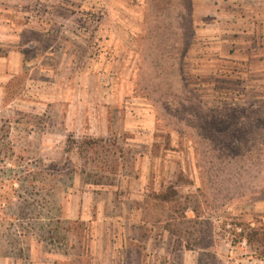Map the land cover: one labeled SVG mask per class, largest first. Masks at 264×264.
Returning a JSON list of instances; mask_svg holds the SVG:
<instances>
[{"label":"rangeland","instance_id":"1","mask_svg":"<svg viewBox=\"0 0 264 264\" xmlns=\"http://www.w3.org/2000/svg\"><path fill=\"white\" fill-rule=\"evenodd\" d=\"M208 7L0 0V264H264V44Z\"/></svg>","mask_w":264,"mask_h":264},{"label":"crops","instance_id":"2","mask_svg":"<svg viewBox=\"0 0 264 264\" xmlns=\"http://www.w3.org/2000/svg\"><path fill=\"white\" fill-rule=\"evenodd\" d=\"M205 1L207 2V5L209 7L206 18L202 20L206 21L204 23L233 26L234 29L233 27L231 28L232 30H234V33L244 35L250 34L251 37L249 38L252 41H263L264 44V0ZM208 16H210V18ZM226 32H228V30L224 29L222 32H219V34L222 33L223 36H225ZM233 37H235V35ZM260 50L264 52V47H255V49H253V52H258V54H260Z\"/></svg>","mask_w":264,"mask_h":264},{"label":"trees","instance_id":"3","mask_svg":"<svg viewBox=\"0 0 264 264\" xmlns=\"http://www.w3.org/2000/svg\"><path fill=\"white\" fill-rule=\"evenodd\" d=\"M100 142L102 143V140L87 139V140L82 141L78 144V149L80 150V153L89 152V148L98 147ZM176 198H177V194L173 193V190H171L170 193L168 192L165 194H159V199L162 202H166V203H170V204H177L178 200H176ZM193 211L195 212V210H193ZM252 237L254 239H257V242H259L260 245L264 248V236L260 237V234H258L257 231H254ZM247 240L249 243L252 242L251 239H249V238ZM260 258H264V250H263V253H261Z\"/></svg>","mask_w":264,"mask_h":264}]
</instances>
